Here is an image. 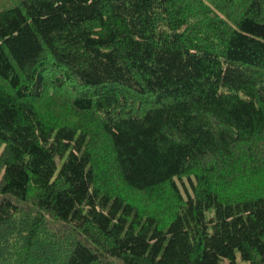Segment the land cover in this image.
I'll return each instance as SVG.
<instances>
[{
  "label": "trees",
  "instance_id": "1",
  "mask_svg": "<svg viewBox=\"0 0 264 264\" xmlns=\"http://www.w3.org/2000/svg\"><path fill=\"white\" fill-rule=\"evenodd\" d=\"M0 264H264V0H0Z\"/></svg>",
  "mask_w": 264,
  "mask_h": 264
},
{
  "label": "rangeland",
  "instance_id": "2",
  "mask_svg": "<svg viewBox=\"0 0 264 264\" xmlns=\"http://www.w3.org/2000/svg\"><path fill=\"white\" fill-rule=\"evenodd\" d=\"M68 91H69V90H68ZM52 102H53V101H49V103H52ZM42 105H44V104H42ZM45 109H47L48 111H44V114L48 115L50 119L53 117L52 115L55 114L54 112L58 111V110H56V106H50V107L45 108ZM46 112H47V113H46ZM64 116H65L66 121H68L67 123H70V124L75 123L76 120L78 119L77 117H75V116L72 115V114H65ZM52 119H53V118H52ZM93 141H94L93 144H94V147H95V143L97 142V140H93ZM97 143L99 144V142H97ZM94 147H93V148H94ZM94 150L98 152V156H97V158L99 159V158L101 157V153L104 151L103 143H101L98 147H95ZM108 162H109V160H108ZM109 163H110V162H109ZM103 173H105L104 170H103ZM109 177H110V176H109ZM109 177H108V174H107V173H105V174L103 175V179H105V180H107V179L109 180ZM100 180H101V179H100ZM110 183H111V184H114V183H116V181H114V179H112ZM129 197H130V195H129ZM139 198H140V196H139ZM135 199H136V198H135ZM136 201H137V199H136ZM145 204H146V203H144V205H145Z\"/></svg>",
  "mask_w": 264,
  "mask_h": 264
}]
</instances>
